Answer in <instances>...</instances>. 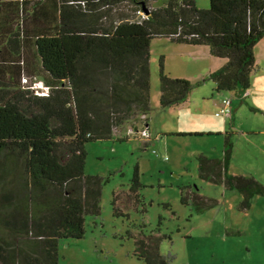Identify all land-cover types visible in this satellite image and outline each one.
<instances>
[{
  "label": "trees",
  "instance_id": "1",
  "mask_svg": "<svg viewBox=\"0 0 264 264\" xmlns=\"http://www.w3.org/2000/svg\"><path fill=\"white\" fill-rule=\"evenodd\" d=\"M151 1L56 0L55 26L33 39L32 73L21 54L20 9L8 38L13 57L0 60V264H58L59 240L83 237L85 216L100 214L103 178L84 174L85 144L111 138L114 127L151 111V38L206 45L225 62L203 80L240 96L249 88L253 46L264 36V0H209L206 8L194 0ZM158 80L161 107L187 100L191 84L167 74L162 57ZM191 134L197 132L178 133ZM231 151L224 132L222 156L199 153L197 175L236 190L238 207L246 209L254 195L264 197V184L229 173ZM139 186L135 167L129 186L134 203ZM116 199L113 194L114 212ZM180 200L191 201L197 212L217 202L194 190ZM134 245L143 263L169 264L154 236L134 238Z\"/></svg>",
  "mask_w": 264,
  "mask_h": 264
},
{
  "label": "rangeland",
  "instance_id": "2",
  "mask_svg": "<svg viewBox=\"0 0 264 264\" xmlns=\"http://www.w3.org/2000/svg\"><path fill=\"white\" fill-rule=\"evenodd\" d=\"M194 1L198 7L209 5V0ZM186 45L165 36L150 40L148 140L137 134L125 138L117 131L111 138L85 144L84 174L103 178L100 214L85 216L83 237L59 240L58 264H145L134 254V238L149 235L157 239L159 253L170 256L169 264H264V197L256 194L248 208L240 209L241 195L221 183L201 180L196 160L199 153L220 158L227 132L232 142L228 172L251 175L264 184L263 46L255 47L258 67L252 70L249 93L243 97L235 91L217 93L211 80H203L206 75H192L206 63H194ZM160 57L166 73L189 76L184 78L191 84L186 102L160 106ZM224 95L233 101L231 119L215 115ZM143 122L138 116L120 130L138 129ZM188 130L199 132L178 135ZM135 167L140 184L136 203L129 191ZM186 190L217 202L197 212L191 201L181 202Z\"/></svg>",
  "mask_w": 264,
  "mask_h": 264
},
{
  "label": "crops",
  "instance_id": "3",
  "mask_svg": "<svg viewBox=\"0 0 264 264\" xmlns=\"http://www.w3.org/2000/svg\"><path fill=\"white\" fill-rule=\"evenodd\" d=\"M21 8L23 9L25 14L23 15L25 37L21 41V47H22L21 54L24 58L23 63L25 69L29 71V73H32V66H34V64L36 65L35 62H37L36 57H34V51L32 46L33 39L37 33L46 30H52L53 27L55 26L57 22L56 0H0V60L4 62L10 61L13 57V53L8 50L9 47L8 38L13 34H15L17 30L18 14ZM257 44H262L264 49V36L261 37L253 46L254 57H256L255 47ZM185 50H187V52L193 55V57L195 58V60L193 61L194 63L197 61L199 62L203 61L206 63L204 67H200L198 70L194 69V72L192 71L193 72L192 75H194V73L195 74L197 73L198 76L207 75L209 72L217 69L225 62V58L211 55L206 45L189 44L186 45ZM256 66L257 65L255 63V68L258 67ZM170 76L183 77V78L189 77L187 75L184 76L170 75ZM249 88L245 90V92L242 95L243 97L248 95ZM216 92L223 94L229 91H224V92L216 91ZM224 96L227 97V95ZM231 103H233V101H231ZM148 116L149 113L145 115L144 114L139 115V117L142 118L149 126ZM126 124L127 122L118 126L117 131L120 132L123 131L125 133L126 128L129 126L125 127L123 130H120V127L126 126ZM200 131L203 132V130ZM192 132H199V130H192ZM120 136L121 135H118V137ZM124 137L127 138L128 135L125 134Z\"/></svg>",
  "mask_w": 264,
  "mask_h": 264
},
{
  "label": "built area",
  "instance_id": "4",
  "mask_svg": "<svg viewBox=\"0 0 264 264\" xmlns=\"http://www.w3.org/2000/svg\"><path fill=\"white\" fill-rule=\"evenodd\" d=\"M140 15L144 16L143 13L139 12ZM231 99L230 97H222L220 100V105H219V109L217 111H215V115H219V114H223V115H227V117H231ZM118 130V126L114 127L112 130V134H114L115 132H117ZM126 135L129 134H137L139 137L144 138L145 140L149 139V126L147 125V123L144 121L142 126L138 129H134L132 127H128L126 128L125 131Z\"/></svg>",
  "mask_w": 264,
  "mask_h": 264
}]
</instances>
